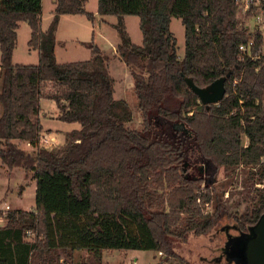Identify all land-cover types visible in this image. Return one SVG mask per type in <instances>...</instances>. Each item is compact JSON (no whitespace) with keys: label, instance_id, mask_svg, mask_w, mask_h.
I'll use <instances>...</instances> for the list:
<instances>
[{"label":"trees","instance_id":"trees-1","mask_svg":"<svg viewBox=\"0 0 264 264\" xmlns=\"http://www.w3.org/2000/svg\"><path fill=\"white\" fill-rule=\"evenodd\" d=\"M54 4L42 30L41 0H0V159L7 170L21 167L36 180L35 208L4 214L0 264H102L107 249L156 250L189 264L174 242L215 226L228 211L222 196L239 168L251 194L242 212L228 216L240 232L255 224L264 212V62L238 50L251 35L237 17L235 0H97L100 16L117 17L116 51L133 78L140 128L126 125L132 111L114 98L110 57L97 44L86 43V60L57 62L60 15L84 14L93 21L94 14L85 0ZM124 15L138 16L140 45L132 43ZM172 17L184 27L182 58ZM20 21L30 27L36 64L12 61ZM227 72L217 104L201 103L184 79L205 87ZM41 97L55 101L60 120L80 123L62 146L40 145ZM196 163L203 171L189 175L186 165ZM219 173L223 180L216 184ZM113 177L119 178L115 189L95 197L94 188ZM113 193L114 206L100 207L102 200L112 202ZM208 202L213 210L205 213ZM81 250L86 256L76 260Z\"/></svg>","mask_w":264,"mask_h":264},{"label":"rangeland","instance_id":"rangeland-1","mask_svg":"<svg viewBox=\"0 0 264 264\" xmlns=\"http://www.w3.org/2000/svg\"><path fill=\"white\" fill-rule=\"evenodd\" d=\"M97 3V0H89V4ZM115 16V15H114ZM134 16V15H132ZM136 19L137 16H134ZM242 21H247V17L238 14L237 16ZM117 18V17H116ZM139 30V29H138ZM170 30L173 32L174 36L177 39V54L179 57L183 56L184 53V27L181 23L180 18L172 17L170 21ZM22 31L19 32V40L16 47V52L14 56V61L19 63H32L35 61L34 53H31V49H28L26 41H22ZM100 41V38H98ZM101 43V42H100ZM109 54V47L105 45L104 48ZM109 70L111 75L114 77L116 82V88L120 90V86L127 87L125 94H123L124 100L128 103L129 108L132 111V119L126 123L130 128H140L141 127V117L137 111V97L133 90V79L128 75V68L123 61H119L117 57H114L110 54V66ZM129 80H131V87H129ZM118 93L116 91L115 96L117 97ZM41 106L48 110L49 112L56 109V105L51 99H43L41 101ZM54 122V121H53ZM49 125H55L49 122H46ZM244 142L247 143V138L244 137ZM55 147V146H54ZM30 152V151H29ZM0 164L4 167L0 159ZM188 167L189 175H198V168L200 167L203 171V167L200 163L194 165H186ZM6 168V167H5ZM13 173H8L5 169H0V204L5 205L9 204L10 206H20V209L23 210H33L35 207L34 204V189L29 186V182L32 179V172L25 171L23 175V169H18ZM26 174V175H25ZM117 177H113L110 181L101 187H95V197H102L105 192L104 189L111 187L112 190L115 189L117 182ZM223 180V175L218 174L219 184ZM25 184L27 185L25 193L21 194L22 189ZM261 185V184H259ZM249 182L245 171L243 168H239L234 179L228 184L226 190L223 193L222 200L227 206V212L217 221L215 226L207 233L202 235H195L190 233L185 241H175L173 245L174 251L182 257L189 264H235L232 260H227L224 249L227 242L240 234L231 219L228 216L230 212H242L246 205L247 200L246 196L251 194L249 192ZM112 202L102 200L99 204L100 207L112 208L117 202V198H114V193L112 194ZM105 201V202H104ZM0 208H3L0 206ZM14 209L11 207L12 210ZM213 210V205L211 203L204 204L205 213H210ZM3 224L5 219L2 220ZM2 224V225H3ZM34 232L31 231L28 234V239L34 238ZM86 256V251L81 250L74 253V258L80 260L82 257ZM63 261V257L60 258V263ZM102 264H184L180 260L175 258H166L161 253H158L156 250H118V249H107L103 251L102 255Z\"/></svg>","mask_w":264,"mask_h":264},{"label":"crops","instance_id":"crops-1","mask_svg":"<svg viewBox=\"0 0 264 264\" xmlns=\"http://www.w3.org/2000/svg\"><path fill=\"white\" fill-rule=\"evenodd\" d=\"M84 6L87 11L92 12L94 14L93 21L89 20L84 14H62L60 15L58 25L56 28V34H55L56 43L54 47V53H55L57 62L63 63V62H69V61H78V60L88 59L90 57V49L86 46V43L89 41H93L95 44H97L104 54L108 55L109 57L111 54L114 57H117L119 61H122L118 57L117 51H116L117 45L120 41L118 33L114 27V24L117 21L116 16L114 15L100 16L97 12V3L95 4L93 3L91 5L89 4V0H85ZM54 7H55L54 0H41L40 26L42 30L47 29L52 19V15H53L52 12H53ZM134 16L124 15L123 16L124 26H125V29L128 35L130 36L132 43L136 45H140L142 43V33L139 28V18L136 19ZM16 31H17V41H16L15 48L13 50L12 61L14 63H19V62L14 61L16 47H17L18 40H19V32L22 31V34H23L22 41L25 40L28 45V40L30 38L31 30L27 22L20 21ZM98 38H100V41H98ZM105 45L109 47V54L104 49ZM28 49H31L30 52L34 53L33 57L35 61H33L32 63H25V64H36L38 62V50L30 48L29 46H28ZM109 66H110V61L107 65V68H108L109 74L111 75ZM127 71H128L127 72L128 75L131 76L129 69ZM112 78L114 79L113 76ZM115 86H116V82L114 79V91H113L114 98L124 99L122 97H123V94L126 93L124 92V90L126 91L127 87L123 88L122 86H120L121 88L120 90H118V88H116ZM129 87H131V80H129ZM116 91L118 93L117 97L115 96ZM44 98L50 99L47 97L40 98V108L41 109L39 112V119L42 125V130H41L40 135L44 136L48 140H51V143L50 144L42 143V145L46 148H53L54 146L55 147L62 146L66 142V135L71 130L79 129L80 123L78 121L67 122V121L60 120L59 119V109L57 108V105L53 99L51 100L54 101L56 105V109L51 112H49L48 110H45L41 106V101ZM49 121L52 124H56V126L46 124V122H49ZM16 143H18L20 147L24 150H27V151L34 150V148L30 147L25 141L16 140ZM1 168L5 169L8 173L10 172L13 173L16 171L15 169L16 167L13 168L12 170H7L2 164H0V169ZM19 168L23 169L21 167ZM24 173L25 172L23 169V175ZM27 185L28 184H25L24 188L21 191V194L25 193ZM29 186L34 189V193H35L36 180L32 178L29 182ZM0 206L4 207L1 204ZM32 206L35 207V200ZM11 207H13L14 209H20V206H10V208Z\"/></svg>","mask_w":264,"mask_h":264},{"label":"water","instance_id":"water-1","mask_svg":"<svg viewBox=\"0 0 264 264\" xmlns=\"http://www.w3.org/2000/svg\"><path fill=\"white\" fill-rule=\"evenodd\" d=\"M230 72L213 80L205 87L197 86L189 77L185 81L190 89L198 96L203 104H217L225 95L224 83ZM174 127L188 132L183 123H176ZM227 260L235 264H264V212L258 221L231 238L224 249Z\"/></svg>","mask_w":264,"mask_h":264},{"label":"built area","instance_id":"built-area-1","mask_svg":"<svg viewBox=\"0 0 264 264\" xmlns=\"http://www.w3.org/2000/svg\"><path fill=\"white\" fill-rule=\"evenodd\" d=\"M237 16L238 14L247 17L244 25L251 35L246 43L238 46L241 54H245L251 60H259L264 62V0H235ZM255 35L259 36V44H256ZM40 145L42 143H51L44 136L40 135ZM32 147L28 142H26ZM33 148V147H32ZM207 205V203H206ZM11 209L8 204L0 208V226L3 224L4 214ZM5 222V221H4ZM31 231H27L29 234Z\"/></svg>","mask_w":264,"mask_h":264},{"label":"flooded vegetation","instance_id":"flooded-vegetation-1","mask_svg":"<svg viewBox=\"0 0 264 264\" xmlns=\"http://www.w3.org/2000/svg\"><path fill=\"white\" fill-rule=\"evenodd\" d=\"M200 165H201V164H200ZM200 169H201V168L199 167V168H198V171H199ZM200 171H201V170H200Z\"/></svg>","mask_w":264,"mask_h":264}]
</instances>
